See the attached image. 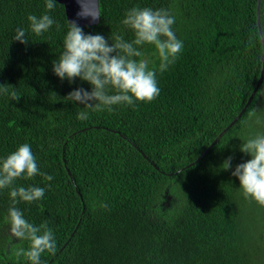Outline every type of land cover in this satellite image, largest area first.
<instances>
[{"label":"trees","instance_id":"trees-1","mask_svg":"<svg viewBox=\"0 0 264 264\" xmlns=\"http://www.w3.org/2000/svg\"><path fill=\"white\" fill-rule=\"evenodd\" d=\"M98 3V23L81 27L106 39L134 38L121 23L133 6L175 17L183 49L167 71H157L160 93L151 102L92 111L65 101L91 85L61 80L52 70L67 31L64 6L56 1L49 10L56 23L40 36L28 31L31 41L22 44L12 40L14 30L28 28L29 14H43L45 0H0V84L22 94L18 101L0 95V158L28 143L40 171L53 177L16 181L45 188L42 200L16 205L29 222L47 221L54 232L57 250L42 254L43 264H264V206L246 199L231 175L250 159L239 138L264 132L263 123L242 133L264 99V74L241 117L210 146L260 76L264 0ZM140 50L149 68H158L154 46ZM80 111L89 118L77 119ZM229 155L232 168L223 170ZM10 206L9 190L0 189V264H28L13 254L28 241L12 236Z\"/></svg>","mask_w":264,"mask_h":264},{"label":"clouds","instance_id":"clouds-1","mask_svg":"<svg viewBox=\"0 0 264 264\" xmlns=\"http://www.w3.org/2000/svg\"><path fill=\"white\" fill-rule=\"evenodd\" d=\"M77 2L80 4L78 18L95 21L100 17L98 11L88 6L89 0ZM55 7L56 0H45V12L41 15L29 14L28 28H16L12 40L27 44L31 41L27 36L28 31L36 36L48 32L56 23L49 14V10ZM121 23L133 32L132 40H126L116 33L108 39L102 34L85 33L76 20L68 19L62 51L52 62V70L61 80L67 79L70 83L76 78L87 81L91 90L77 87L63 97L65 101L92 111H112L114 105L131 106L137 101L147 103L159 95L157 71H167L183 49V41L177 38L173 30L175 17L164 8L137 5L126 10ZM145 44L154 46L159 59L158 68H149V61L143 58L145 54L140 47ZM0 95L18 101L22 94L13 85L0 84ZM88 118L87 111L77 114V119L81 121ZM239 139V151L250 156V159L237 164L231 175L238 178L239 188L246 199L264 206V132ZM233 158L231 155L225 158L220 168L231 169ZM35 175L43 176L47 181L53 179L51 175L40 171L28 143L18 145L6 157L0 158V189H8L11 199L6 217L10 232L16 239L28 241L27 249L17 247L13 249V254L17 260L23 257L28 264H43L42 254H55L57 250L54 232L47 221L39 225L29 222L16 206L20 202L32 203L43 199L44 187L16 186L17 179H28ZM100 207L107 208L108 205L101 203Z\"/></svg>","mask_w":264,"mask_h":264},{"label":"water","instance_id":"water-1","mask_svg":"<svg viewBox=\"0 0 264 264\" xmlns=\"http://www.w3.org/2000/svg\"><path fill=\"white\" fill-rule=\"evenodd\" d=\"M57 2L61 3L64 6V11L66 14V18L67 21L69 20H76L78 22V24L80 26H86V25H95L98 23L99 18L96 19L95 21H92L90 19H82V18H78L77 17V13L80 11V4L77 2V0H56ZM88 6L90 8H92L94 11H98L99 13V3L98 0H89L88 2ZM263 54H264V50H263ZM263 74H264V69H262V71L260 72V76L255 84V87L253 88L252 92L250 93V95L248 96L244 106L242 107V109L240 110V112L233 118V120L229 123V125L224 128L219 135L213 140V142L210 144V146L212 144L215 143V141L217 140V138L229 127L231 126L238 118L241 117V115L243 114V112L246 110V108L248 107V105L250 104V102L253 99L254 94L257 92V89L259 88L262 78H263ZM207 149H209V147ZM206 149V150H207ZM204 152L201 154L203 155ZM146 157V156H145ZM147 158V157H146Z\"/></svg>","mask_w":264,"mask_h":264},{"label":"rangeland","instance_id":"rangeland-1","mask_svg":"<svg viewBox=\"0 0 264 264\" xmlns=\"http://www.w3.org/2000/svg\"><path fill=\"white\" fill-rule=\"evenodd\" d=\"M262 69H264V65L262 66L261 71ZM263 112H264V99H262V103L257 107L254 115L248 118L244 123L242 133L249 134L250 131L252 130H257L262 128V124L264 123V116L262 115Z\"/></svg>","mask_w":264,"mask_h":264},{"label":"flooded vegetation","instance_id":"flooded-vegetation-1","mask_svg":"<svg viewBox=\"0 0 264 264\" xmlns=\"http://www.w3.org/2000/svg\"><path fill=\"white\" fill-rule=\"evenodd\" d=\"M263 86V85H262Z\"/></svg>","mask_w":264,"mask_h":264}]
</instances>
